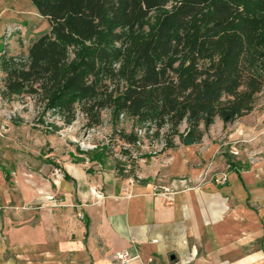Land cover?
Returning a JSON list of instances; mask_svg holds the SVG:
<instances>
[{
    "label": "trees",
    "instance_id": "trees-1",
    "mask_svg": "<svg viewBox=\"0 0 264 264\" xmlns=\"http://www.w3.org/2000/svg\"><path fill=\"white\" fill-rule=\"evenodd\" d=\"M29 1L49 31L26 57L3 53L0 96L32 100L48 134L61 125L47 117L70 126L81 115L91 129L108 111L113 138L135 147L143 129L162 153L249 114L264 88V0ZM122 117L129 132L117 128Z\"/></svg>",
    "mask_w": 264,
    "mask_h": 264
},
{
    "label": "crops",
    "instance_id": "crops-1",
    "mask_svg": "<svg viewBox=\"0 0 264 264\" xmlns=\"http://www.w3.org/2000/svg\"><path fill=\"white\" fill-rule=\"evenodd\" d=\"M225 128L140 157L128 178L87 177L94 171L72 162L62 167L69 180L34 179L26 190L20 178L9 190L0 171V264H264V159L232 161L241 129ZM124 251L138 258L121 263Z\"/></svg>",
    "mask_w": 264,
    "mask_h": 264
},
{
    "label": "rangeland",
    "instance_id": "rangeland-1",
    "mask_svg": "<svg viewBox=\"0 0 264 264\" xmlns=\"http://www.w3.org/2000/svg\"><path fill=\"white\" fill-rule=\"evenodd\" d=\"M48 31L47 19L36 11L29 0H0V57L3 53L26 57L32 42ZM4 77L0 69V88L3 87ZM35 116L36 108L32 100L19 98L7 101L0 96V171L5 170L10 177L7 181L9 190L17 189V179L20 178L25 180L26 190L33 186L34 179L41 182L58 179L62 176L64 164L78 159H84L83 163L79 162V168L94 171L87 177L100 173L117 174L120 168L124 169V173L131 174L135 172L141 155L156 156L162 147L161 142L147 139L143 129L138 132L143 141L135 147L113 138L108 111L101 113L102 123L91 129L85 127L81 115L70 126H63L57 119L47 117L46 122L55 121L61 125L53 134H48L45 127L36 126ZM131 125L130 119L122 117L117 128L129 132ZM222 127L229 128L230 132L243 130V133L238 132L241 138L230 149L232 161L245 165L249 161L264 159V88L249 114L232 123L224 124L216 120L206 134L212 133L216 137L222 132ZM245 127H252L257 132L252 133L254 130L249 131ZM85 151L90 154H80ZM95 153L103 154L102 165L90 161ZM55 202L59 204L62 200L57 197ZM26 207L34 205L29 203ZM78 218L82 217L78 215Z\"/></svg>",
    "mask_w": 264,
    "mask_h": 264
},
{
    "label": "built area",
    "instance_id": "built-area-1",
    "mask_svg": "<svg viewBox=\"0 0 264 264\" xmlns=\"http://www.w3.org/2000/svg\"><path fill=\"white\" fill-rule=\"evenodd\" d=\"M214 182L216 183H224L227 180L226 175H221L219 177H215ZM174 191L168 187V186H159L156 189V194L165 197L166 199L170 200ZM116 260L120 261L121 263H127L132 259L138 258V255H131L129 252L124 251V252H119L116 253L115 255ZM151 261V260H149Z\"/></svg>",
    "mask_w": 264,
    "mask_h": 264
}]
</instances>
